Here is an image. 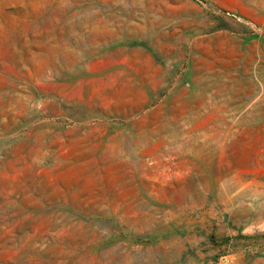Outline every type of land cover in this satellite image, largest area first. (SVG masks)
<instances>
[{
	"label": "rangeland",
	"instance_id": "obj_1",
	"mask_svg": "<svg viewBox=\"0 0 264 264\" xmlns=\"http://www.w3.org/2000/svg\"><path fill=\"white\" fill-rule=\"evenodd\" d=\"M261 69L264 0H0V264H264Z\"/></svg>",
	"mask_w": 264,
	"mask_h": 264
},
{
	"label": "crops",
	"instance_id": "obj_2",
	"mask_svg": "<svg viewBox=\"0 0 264 264\" xmlns=\"http://www.w3.org/2000/svg\"><path fill=\"white\" fill-rule=\"evenodd\" d=\"M237 50L230 49V50L227 51L226 55H227V57H229V56L231 57V56L234 55V57L237 58V59H238V57L240 59H243V62H242L241 66L244 68V72H245L246 71L245 69L248 70V67H249L250 63H251V61L254 58V54L250 50L246 51V53H242V52L240 53V51H237ZM261 71L264 73L263 69H261ZM261 79H264V78H262V76H261ZM236 85H240L241 87H246V85H248V83L247 82L243 83V81H242L240 84L236 83ZM238 96H239L238 94L230 96V93H228L227 94V98H228V101H229L228 103H230L231 99H238L239 100ZM240 96H242L241 100L243 99V97H245V96L247 97V95H240ZM260 107H263V105H260ZM259 122L263 123L264 120H260ZM259 122H257V123H259Z\"/></svg>",
	"mask_w": 264,
	"mask_h": 264
},
{
	"label": "built area",
	"instance_id": "obj_3",
	"mask_svg": "<svg viewBox=\"0 0 264 264\" xmlns=\"http://www.w3.org/2000/svg\"><path fill=\"white\" fill-rule=\"evenodd\" d=\"M230 257L229 255L222 256L219 260V264H228L230 262Z\"/></svg>",
	"mask_w": 264,
	"mask_h": 264
},
{
	"label": "bare ground",
	"instance_id": "obj_4",
	"mask_svg": "<svg viewBox=\"0 0 264 264\" xmlns=\"http://www.w3.org/2000/svg\"><path fill=\"white\" fill-rule=\"evenodd\" d=\"M212 66H213V65H212ZM208 70H210V68H209ZM206 72H207V71H206ZM23 102H24V101H23ZM27 103H28V102H27ZM162 131H163V130H162ZM162 131H161V132H162ZM148 261H149V260H148Z\"/></svg>",
	"mask_w": 264,
	"mask_h": 264
}]
</instances>
